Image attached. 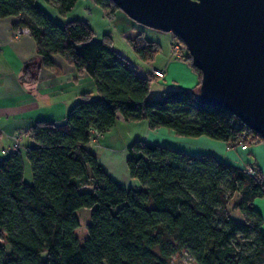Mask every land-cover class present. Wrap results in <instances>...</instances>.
<instances>
[{
  "label": "trees",
  "instance_id": "16d2710c",
  "mask_svg": "<svg viewBox=\"0 0 264 264\" xmlns=\"http://www.w3.org/2000/svg\"><path fill=\"white\" fill-rule=\"evenodd\" d=\"M46 1L58 12L38 0H0V17H15L12 28L26 27L36 40L39 58L24 64L21 79L36 81L42 66L59 68L54 55L60 54L94 79L98 96L82 93L63 124L32 126L27 157L33 182L25 179L20 150L0 159V237L6 241H0V264H171L182 249L194 264H264V219L254 205L264 196V180L257 166L249 173V166L212 153L192 155L136 138L127 166L140 183L124 186L87 147L92 129L108 131L119 113L230 146L264 139L229 110L201 102L200 82L149 98L156 78L139 74L111 34L97 37L84 17L54 16L65 17L79 0ZM94 1L109 12L120 9L113 0ZM173 36L201 77L184 41ZM129 41L145 61L160 47L144 31ZM82 207L91 208L84 243L76 234Z\"/></svg>",
  "mask_w": 264,
  "mask_h": 264
},
{
  "label": "crops",
  "instance_id": "0c3cea01",
  "mask_svg": "<svg viewBox=\"0 0 264 264\" xmlns=\"http://www.w3.org/2000/svg\"><path fill=\"white\" fill-rule=\"evenodd\" d=\"M96 4L94 0H89V5H92L90 8L94 9ZM114 13L116 14L117 10ZM54 16L62 19L67 15L62 17L54 13ZM119 17L126 24L122 31L124 36H121L123 37L120 39L121 43H116L113 36L112 39L114 47L122 55L145 70L164 68L165 88H195L198 85L200 73L189 61L175 56L171 45L173 39L170 45L163 47L160 45L152 60L145 61L134 51L129 41L139 31L146 33L145 29H140L134 24L131 26L124 16ZM9 18V20L0 18V159L4 157L2 154L7 156L16 150L27 156L28 148L34 143L31 128L37 121L47 120L63 124L66 122L69 109L79 100L82 93L87 91L92 95L97 93L94 79L86 71L78 70L60 54L54 55L59 68L42 66L36 81L22 80L24 64L33 58H39L36 40L29 32L17 34L12 28L16 18L12 16ZM145 35L157 40L147 33ZM136 138L183 150L192 155L212 153L219 159L242 168L254 165L260 168L264 180L263 141L246 144L244 148L243 143L230 146L227 141L214 140L207 135L193 139L190 136L189 138L180 136L168 127L151 128L147 119L127 121L121 113L118 114L115 124L98 139H92L87 147L96 153L106 171L120 184L137 185L140 183L139 180L130 175L127 166L128 145ZM200 141L206 142L207 147L193 145L200 144ZM254 205L261 211L264 219V196L257 197Z\"/></svg>",
  "mask_w": 264,
  "mask_h": 264
},
{
  "label": "water",
  "instance_id": "95a60500",
  "mask_svg": "<svg viewBox=\"0 0 264 264\" xmlns=\"http://www.w3.org/2000/svg\"><path fill=\"white\" fill-rule=\"evenodd\" d=\"M135 21L180 37L201 71L197 98L264 139V0H113Z\"/></svg>",
  "mask_w": 264,
  "mask_h": 264
},
{
  "label": "rangeland",
  "instance_id": "374dc122",
  "mask_svg": "<svg viewBox=\"0 0 264 264\" xmlns=\"http://www.w3.org/2000/svg\"><path fill=\"white\" fill-rule=\"evenodd\" d=\"M38 3L42 5L43 7H45L46 9L50 10L51 12H54V11L58 12L56 11V9H54L55 7H53L46 0H38ZM91 6L92 5H89V0H80L78 5L72 11V13L67 14L66 17L87 18L90 21L91 25L94 27L97 37H102L103 34L109 33L113 36L114 41L116 43L117 42L121 43L120 39H123V37L121 36L122 35L124 36V33L122 34V31L126 27L124 20L120 19L119 17L120 15L124 16L128 20L127 22H130L131 26L132 24H134L136 27H140V29H145L146 33L150 35V37L157 39L156 41H158L161 47L170 45L171 39L173 40L177 39L173 36L172 32L156 29V28L146 26V25H143L135 21L134 19L129 17L122 9H116L117 13L115 14L114 12L116 10L114 12H109V10L103 8L99 4L94 5L95 6L94 9L90 8ZM0 18H3L4 20L10 19L9 17H8L9 19L5 17H0ZM124 41L128 43V41H126L125 39ZM163 82L164 80L161 81V80H158L157 78L152 81L149 98L157 97L161 93H163V91L168 89V88H165ZM93 97H97L96 92L94 93ZM180 136H183V135H180ZM186 137L189 138V136H186ZM196 137L190 136V138H193V139H195ZM108 138L110 139V136H108ZM199 143L200 144L194 143L193 145L195 147H207V144H205L206 142L200 141ZM2 156L5 157V154H2ZM24 165H25V179L28 182H33V174L31 170V165H30V161L27 158V156H24ZM77 214L79 216L80 225L76 228V234L80 242L84 243L87 237V234H88L87 224L90 222L91 208L82 207L78 209ZM0 241L3 243H6V241L2 237H0ZM194 263L195 261L192 258V256L183 249L177 252L176 254H174L171 259V264H194Z\"/></svg>",
  "mask_w": 264,
  "mask_h": 264
},
{
  "label": "built area",
  "instance_id": "2783aa9c",
  "mask_svg": "<svg viewBox=\"0 0 264 264\" xmlns=\"http://www.w3.org/2000/svg\"><path fill=\"white\" fill-rule=\"evenodd\" d=\"M15 31L17 34L26 33V32L30 33L29 29L26 27L16 29ZM172 51L177 57L184 56L185 50L183 49L182 43L180 42V40H177V39L172 40ZM130 63L132 67H134L138 71V73L143 76H148V77L153 76L157 78L158 80H161V81L165 80L166 71L164 68H151L149 70H145V69L140 68L137 64H134L133 62H131V60H130ZM92 135H93V139H98L101 134L96 128H94L92 129ZM255 135L258 136L259 134L256 132ZM242 146L245 148L247 145L243 144ZM246 169L249 173L255 172V169L251 166L247 167Z\"/></svg>",
  "mask_w": 264,
  "mask_h": 264
}]
</instances>
